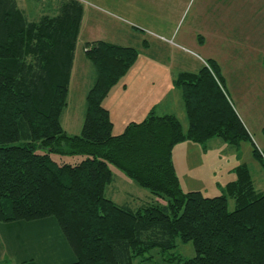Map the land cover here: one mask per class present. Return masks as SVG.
<instances>
[{"label":"trees","instance_id":"1","mask_svg":"<svg viewBox=\"0 0 264 264\" xmlns=\"http://www.w3.org/2000/svg\"><path fill=\"white\" fill-rule=\"evenodd\" d=\"M54 13L30 20L19 0H0V231L24 264H135L158 251L170 264H264V189L247 165L217 196L185 192L174 164L181 142L252 141L230 103L219 64L180 72L189 120L154 110L120 134L103 105L127 72L136 48L86 43L95 71L79 134L63 114L84 17L80 0H59ZM264 135V128L262 130ZM54 155L81 156L76 162ZM264 169V149L254 145ZM116 167L156 201L133 208L107 196ZM234 209H230V201ZM163 201L165 203H163ZM192 242L195 255L174 250Z\"/></svg>","mask_w":264,"mask_h":264},{"label":"rangeland","instance_id":"2","mask_svg":"<svg viewBox=\"0 0 264 264\" xmlns=\"http://www.w3.org/2000/svg\"><path fill=\"white\" fill-rule=\"evenodd\" d=\"M19 1L29 19L36 20L42 14H53L59 0ZM80 1L84 5V18L75 53L69 106L62 118L63 127L68 134L74 135L83 127L86 112L85 106L83 107L84 96L86 97V91L92 87L96 75L85 56L86 43L104 40L121 46H132L137 50L134 62L104 98L103 104L109 107L114 124L113 133H122L131 117L142 119L132 116L135 108L140 109L144 105L160 102L174 106L173 113L187 131L189 120L184 105L182 110L179 105L176 106L177 95L181 92L176 87L174 89V81L180 72H195L209 59H214L219 64L229 85L228 90L234 98V85L245 84L246 78L258 76V96L262 109L255 106L256 101L246 105L243 100L241 105L236 98L235 107L240 115L241 107H252L246 112L249 122L252 120L257 126H250L255 135L254 145L264 149V66L256 69L257 66L248 68L246 65L256 61L264 63V0ZM246 18L249 20H245ZM256 83L257 79L253 82L254 90ZM170 88L174 90L169 92ZM241 95L245 96L244 99L256 98L254 91ZM186 144L194 147H187ZM252 149L254 150L252 142L243 140L235 154L245 161H252ZM217 154V149L203 154L197 153L193 142L178 143L174 147L173 158L185 192L201 189L211 196L222 193L215 185L214 177L223 178V169L226 165H231L229 163L232 156L230 151L223 155ZM54 157L71 163L82 159L81 156ZM255 161L258 165L259 161ZM213 168L217 171L215 174L212 173ZM111 169L113 181L107 187L109 198L120 204L129 203L133 208L156 201L157 197L149 190L139 186L116 167L111 166ZM260 170L255 172L257 189L264 187V180L261 179L264 170ZM234 205L231 200V210ZM177 243L171 253L176 252L187 258L195 255L192 242L184 243L179 240ZM168 255L169 253L164 257L154 250L147 253L144 260H136L135 264H170L166 261ZM0 264H24L20 263L18 255L10 252L9 242L1 231Z\"/></svg>","mask_w":264,"mask_h":264},{"label":"crops","instance_id":"3","mask_svg":"<svg viewBox=\"0 0 264 264\" xmlns=\"http://www.w3.org/2000/svg\"><path fill=\"white\" fill-rule=\"evenodd\" d=\"M19 5H20V1H19ZM21 7V6H20ZM85 11V10H84ZM84 18V17H83ZM245 20H249L248 18H246ZM82 27V26H81ZM81 32V31H80ZM256 61V60H255ZM246 65H247V67L248 68H252L253 66H257V68L256 69H258V67H260V69L264 66V63H263V61H261V62H255V63H246ZM249 65V66H248ZM203 66V65H202ZM202 66L197 70V71H199L201 68H202ZM197 71H195V72H197ZM263 74V72L261 71V75ZM251 79V80H250ZM257 79V83H256V86H255V90L254 89H252V86H253V82L255 81ZM263 78L261 77V80H262ZM258 76H255V77H253V78H246L245 79V84H239V85H234V87H233V90H234V96H235V98L236 99H238L237 100V102L238 103H241V105H242V103H243V100H245L246 101V105L249 103V102H252V101H256L255 103V106L257 107V106H259V108H260V110L262 109V104H261V102L259 101V96H258V93H260L259 91H260V85L258 86ZM224 81H225V83H224V88H225V91H226V93H227V96H228V99H229V101H230V103L232 104V106H233V108L235 109V111L237 112V110H236V107H235V98L231 95V93L229 92V90H228V88H229V85L226 83V79L224 78ZM174 89H176V88H178L176 85H175V81H174ZM176 87V88H175ZM173 88H170L169 89V92L170 91H172V90H174ZM179 90H180V92H181V94H182V91H181V89L180 88H178ZM252 91H254L255 93H256V98H255V100H253V99H244L245 98V96L244 95H241V93H247V92H252ZM87 92H88V90L86 91V94H87ZM181 94H179V95H177V98H178V102H179V104H178V102H176V106H178L179 105V109L180 110H182V105H184V109H185V104H184V100H183V97H182V95ZM85 96H84V100H85ZM231 98V99H230ZM142 100V99H141ZM180 100H183V101H180ZM104 102V101H103ZM68 103H69V98H68ZM108 110H109V107L108 106H106L105 104H103ZM68 106H69V104H68ZM85 106V101H84V103H83V107ZM172 108V109H171ZM152 109L158 114V115H165V114H174L175 115V113H173V109H174V106L173 105H171V104H163L162 102H160V103H157V104H155V103H151V104H149V105H147V106H143V108H135L132 112H133V114H132V116H139V117H137V118H142V119H140V120H136V119H132V117L129 119L130 120V122H132V121H141V120H143L147 115H148V113L149 112H151L152 111ZM241 109H242V115H240L238 112H237V114H239V117L241 118V120H242V122L244 123V125H245V127L247 128V130H248V132L250 133V135H251V138H252V140L253 141H251L252 142V144H253V147H254V137H255V135H254V133L252 132V130H251V127L250 126H255L254 124H253V121L252 120H250V122H249V119H248V115H247V112H246V110H250V109H252V107H250V106H247V108H242L241 107ZM67 110H65V112H66ZM64 112V113H65ZM109 112H110V110H109ZM159 112H161V113H159ZM64 115V114H63ZM177 116V115H176ZM130 122H128V123H130ZM249 122V123H248ZM127 123V124H128ZM64 124V123H63ZM64 126V125H63ZM127 126V125H126ZM255 127H257V126H255ZM66 129V128H65ZM81 130L82 129H80V131L78 132V133H74V134H79L80 132H81ZM263 130V129H262ZM181 143H192L191 141H184V142H181ZM194 143V142H193ZM187 145V147L189 146V147H194V146H192L191 144H186ZM195 148L197 149V153H201V154H203L204 152L206 153L207 151L209 152L210 150H212V151H214V150H218V154L220 153V154H225V153H227V152H229L230 151V154H231V163H229V164H231V165H229V167H227V165H226V167H225V169H223L224 170V174H223V178H221V179H219V178H215L214 177V182H216L215 183V185L217 186V188L221 191L222 189H223V187H225L228 183H230V182H233V181H235L236 179H237V170H236V168L237 167H239V166H241V165H247L248 166V168H249V170H250V172H251V176H252V178H253V181H254V183H255V186H256V178H255V172H257L258 171V169H259V171H261L260 169H262V171L264 170L263 169V167L261 166V164H259L258 163V165H257V162L255 161V158H253V160L252 161H245L243 158H241V156H236V154L235 153H237V151H238V149L240 148V146L239 147H233V146H230L229 144H227L226 142H224L223 140H221V139H219V138H212V139H210V140H208L206 143H205V145L204 144H199V143H195ZM253 150V149H252ZM199 151V152H198ZM234 151H236V152H234ZM217 154V155H218ZM217 157V156H216ZM224 157H227V156H224ZM201 158V157H200ZM174 159V158H173ZM174 164H175V167H176V170H177V165H176V163H175V161H174ZM260 165V166H259ZM261 167V168H260ZM214 170V171H213ZM212 173H214L215 174V172H217L216 171V169L215 168H213L212 169ZM262 173V172H261ZM177 174H178V176H179V179H180V182H181V178H180V175H179V173H178V171H177ZM261 179H263L264 180V176H261ZM263 188L264 187H262V189H259V190H263ZM195 190H198V191H201L204 195H206L204 192H203V190H201V189H195ZM219 195V194H218ZM206 196H211V195H206ZM214 196H217V195H214Z\"/></svg>","mask_w":264,"mask_h":264}]
</instances>
